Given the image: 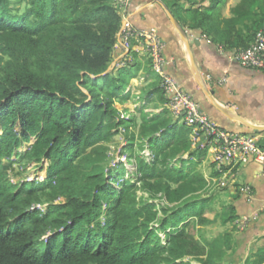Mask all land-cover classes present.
<instances>
[{
  "label": "trees",
  "instance_id": "16d2710c",
  "mask_svg": "<svg viewBox=\"0 0 264 264\" xmlns=\"http://www.w3.org/2000/svg\"><path fill=\"white\" fill-rule=\"evenodd\" d=\"M162 1L224 50L264 30V0H240L229 16L228 0ZM122 24L117 0H0V264H230L232 234L207 235L232 220L209 215L219 197L207 149L161 87V112L147 111L155 91L119 109L135 97L139 56L110 70ZM45 163L43 181H13Z\"/></svg>",
  "mask_w": 264,
  "mask_h": 264
},
{
  "label": "crops",
  "instance_id": "0c3cea01",
  "mask_svg": "<svg viewBox=\"0 0 264 264\" xmlns=\"http://www.w3.org/2000/svg\"><path fill=\"white\" fill-rule=\"evenodd\" d=\"M127 10L126 19L137 28L157 29L166 44L164 56L169 63L166 73L193 96L203 113L229 132L258 135L264 147V71L246 69L230 60L229 56L236 50H224L208 43L201 38L200 31L185 29L189 37L186 41L164 8L153 0H132ZM122 57L124 52L120 46L114 56L113 68L122 61ZM137 58L139 70L131 81V88L137 86L132 89L133 95L141 104L147 102L141 97L155 91L156 95L150 96L148 111L159 113L164 108L156 92L161 87L160 78L152 70L150 60L142 55ZM205 149L208 153L204 164L209 165L205 176L213 184L218 197L222 198V215L232 217L223 227L233 236L230 264H246L248 260L254 264L258 258L264 257L263 169L250 160L245 165L227 166L224 174L214 177L211 167L213 150L210 147ZM244 216L250 217L251 221L245 230L239 231L236 223Z\"/></svg>",
  "mask_w": 264,
  "mask_h": 264
},
{
  "label": "built area",
  "instance_id": "2783aa9c",
  "mask_svg": "<svg viewBox=\"0 0 264 264\" xmlns=\"http://www.w3.org/2000/svg\"><path fill=\"white\" fill-rule=\"evenodd\" d=\"M131 1L117 0L123 17L118 39L124 52L121 65L130 60L131 53L151 59L152 70L159 76L161 88L168 100L167 109L176 120L192 129L194 147L200 146L202 149L210 147L213 150V164L217 172L224 174L227 166L245 165L250 160L259 164L264 172V147L260 144V137L256 134L229 132L203 113L193 96L181 88L175 78L166 73L165 68L169 64L164 56L166 44L157 29H140L126 19ZM201 38L211 43L206 36L203 35ZM229 59L243 68L264 71V30L256 34L254 42L248 48L237 50ZM250 221L251 218L248 216L239 219L236 223L238 230H245Z\"/></svg>",
  "mask_w": 264,
  "mask_h": 264
},
{
  "label": "rangeland",
  "instance_id": "374dc122",
  "mask_svg": "<svg viewBox=\"0 0 264 264\" xmlns=\"http://www.w3.org/2000/svg\"><path fill=\"white\" fill-rule=\"evenodd\" d=\"M240 2V0H228V3H227V8L224 10V13H225V15H229V10L233 7V6H235V5H237L238 3ZM123 58V57H122ZM115 67V66H114ZM113 69V67L111 66V68H110V70H112ZM138 67L137 66H131V67H129V72L131 73V74H133V75H137V73H138ZM137 86H134V87H132L131 88V93H133V90L136 88ZM125 88H127L126 86H125ZM133 89V90H132ZM157 98L159 99V100H161V96H160V94H157ZM136 97H134L130 102H128L126 105H124V106H119V109H122L123 107H125V108H127L130 112H134V111H136V109H137V107H140L142 104H144V103H139L138 102V100L136 99ZM149 109V108H148ZM148 111V110H147ZM129 112V113H130ZM148 112H150V111H148ZM127 118H129V114H128V112H127ZM0 133H1V131H0ZM34 140H32V142H33ZM115 141L117 142V144H114L113 145V150H115L114 152H115V162H118L119 161V157H120V155H119V153H120V148L121 147H124L125 146V144H126V141L121 137V136H119V137H116L115 138ZM119 144V145H118ZM23 150H24V148H23ZM145 154H146V156H148V155H150V153L148 152V151H146L145 152ZM121 161L122 162H125L126 161V159H125V157L124 158H122L121 159ZM46 163H45V165H44V167H38V166H35L34 164H32V165H30L29 167H28V169H27V172L26 173H24L22 176H13V181H17V180H19L20 178H22V177H24V178H27L29 181H33V180H40V181H43L45 178H46ZM127 166H128V169L130 170V171H135V166H133V165H128L127 164ZM207 166V167H206ZM208 167H209V165H205V164H203V166H202V168H203V171H204V173H205V175H206V172H208ZM127 178H128V176H127ZM220 196V195H219ZM221 204H222V198L221 197H219V199H218V201H217V203L215 204V206H214V209H215V212H211V211H209V215H210V217L211 218H213L214 217V213H216V215H221ZM224 231V229H223V227L220 225V221H217V222H215V224H213V225H211V226H209V228L207 229V235L209 236V237H212V236H217V235H219V234H221L222 232Z\"/></svg>",
  "mask_w": 264,
  "mask_h": 264
},
{
  "label": "water",
  "instance_id": "95a60500",
  "mask_svg": "<svg viewBox=\"0 0 264 264\" xmlns=\"http://www.w3.org/2000/svg\"><path fill=\"white\" fill-rule=\"evenodd\" d=\"M155 3H158L159 5H161L164 10L166 11V13L168 14V16L170 17L175 29L181 34V36L188 41L189 37H188V33L187 31L182 27V25L179 23V21L175 18V16L173 15V13L170 11V9L161 1V0H153ZM191 48H192V44H190ZM197 64V63H196ZM198 66V65H197ZM200 70V69H199Z\"/></svg>",
  "mask_w": 264,
  "mask_h": 264
}]
</instances>
